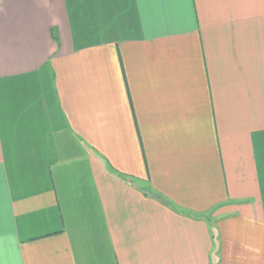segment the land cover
Masks as SVG:
<instances>
[{
	"label": "crops",
	"instance_id": "obj_1",
	"mask_svg": "<svg viewBox=\"0 0 264 264\" xmlns=\"http://www.w3.org/2000/svg\"><path fill=\"white\" fill-rule=\"evenodd\" d=\"M0 264H264V0H0Z\"/></svg>",
	"mask_w": 264,
	"mask_h": 264
},
{
	"label": "trees",
	"instance_id": "obj_2",
	"mask_svg": "<svg viewBox=\"0 0 264 264\" xmlns=\"http://www.w3.org/2000/svg\"><path fill=\"white\" fill-rule=\"evenodd\" d=\"M118 175H122V174H120V173H117ZM122 176H124V175H122ZM135 180V179H134ZM150 191H152L151 190V188H150ZM151 195L154 197V198H156L157 200H159L161 203H163L164 205H167V206H170L171 208H173L175 211H179V210H177L175 207H174V205L166 198V197H164L163 195H161L160 193H157V192H153L152 191V193H151Z\"/></svg>",
	"mask_w": 264,
	"mask_h": 264
},
{
	"label": "rangeland",
	"instance_id": "obj_3",
	"mask_svg": "<svg viewBox=\"0 0 264 264\" xmlns=\"http://www.w3.org/2000/svg\"><path fill=\"white\" fill-rule=\"evenodd\" d=\"M145 190L146 191H150V187L148 185L145 184Z\"/></svg>",
	"mask_w": 264,
	"mask_h": 264
}]
</instances>
